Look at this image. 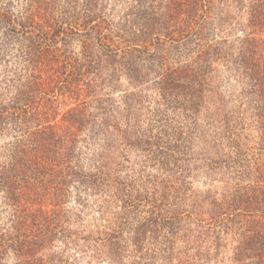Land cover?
Here are the masks:
<instances>
[{
	"label": "trees",
	"instance_id": "obj_1",
	"mask_svg": "<svg viewBox=\"0 0 264 264\" xmlns=\"http://www.w3.org/2000/svg\"><path fill=\"white\" fill-rule=\"evenodd\" d=\"M80 2L34 0L26 22L12 26L24 37L31 66L45 63L49 73L44 78L40 69V75L0 83V131L11 137L0 151V191L11 207L8 221L0 219V264L9 250L18 264H82L53 248L72 223L64 208L70 184L79 189L76 202L94 205L99 214L94 227L76 235L84 241L80 251L90 256L85 264H264V159L248 156L232 132L234 123L249 118L258 152L264 151V0H173L166 7L171 13L157 10L144 20L139 15L145 11L130 0ZM118 3L127 6L119 20L106 16L107 6ZM4 16L0 12V28ZM73 28L83 37L81 56L69 50ZM176 33L185 35L184 52L194 56L169 65L160 38ZM135 51L148 60L145 70ZM120 72L139 87L148 77L158 80L167 103L194 116L192 128L173 131V143L166 130L122 128L132 122L134 101H125L123 113L112 98L99 96ZM215 80H229L231 88L222 95ZM83 94L61 117L68 124L57 123L64 96ZM86 136L96 149L89 170L79 160L78 142L88 147ZM122 144L161 155L165 165L201 159L206 173L220 179L213 176L214 191L173 196L162 187L148 197L117 160ZM142 202L149 205L146 217L138 211ZM162 228L165 240L148 250L147 234ZM43 251L51 252L44 257Z\"/></svg>",
	"mask_w": 264,
	"mask_h": 264
},
{
	"label": "rangeland",
	"instance_id": "obj_2",
	"mask_svg": "<svg viewBox=\"0 0 264 264\" xmlns=\"http://www.w3.org/2000/svg\"><path fill=\"white\" fill-rule=\"evenodd\" d=\"M80 1L82 2L83 0ZM130 1L133 5H139V8H141L140 11H145V13L140 12L141 15H139L140 20H144L151 19L152 16L156 15V12L154 11L157 10H159L158 13L161 14H164L163 12L171 13V10L166 7L169 5V2L173 0ZM60 3L64 4V0H60ZM32 6H34V0H0V12L5 13V16L3 17V25L0 28V83H3L4 80H14L19 76L22 77V80H25V78L31 74L40 75V69H43L42 74L44 78H46L49 73V69L45 63L38 64L34 62V68L31 66V62L27 60L22 52L24 48V37L21 35L20 29L18 33L11 31L13 28L12 26H17L18 22H26L25 18L32 10ZM112 8H114V11H111ZM126 8L127 6L123 3L111 4L109 7L107 6L106 16L119 20L117 14H120L119 11ZM139 17L137 16L136 18L135 16V26L139 25ZM77 31H79L77 28H73L72 32L74 34V41L71 43L69 50L72 55L75 54V56H81L83 49L81 39L83 37L79 36ZM170 36L173 37L165 38L164 36H161L160 38V42L163 45L160 47V52L165 57L166 62L169 65H174L179 59L182 60L181 62L190 61L194 55L191 52L189 54L184 52L185 47L182 45L184 40L182 39L185 35H178L176 33L175 35ZM152 50L150 48L146 50L144 52L145 55L151 53ZM144 53L139 51L134 52V54H136L137 65H143V70L146 69L145 65L148 63V60H140V57ZM63 57L64 55H62V59ZM62 63H64V60ZM65 69L67 72L69 71L68 67H65ZM64 77H66V73L61 76L60 80ZM119 77H121L120 80L110 81L112 84L111 87L105 84L103 88H101L102 90H100L99 96L102 94V96L112 98L116 104L121 106L123 113L127 112L125 101H134V106L132 105L130 109V113L133 114L132 122L127 125L123 123L121 125L122 128L137 132H153L158 134L166 130L168 131L167 135H169V139L167 140L172 143L174 142L173 140H175L174 135H172L175 134L173 131H186L187 126L188 128H192L195 122L194 116L191 117V115H189L187 117V112L183 111L181 105L178 106L177 104L173 105L172 103H167L168 101L162 97V94L157 87L158 85L156 82L158 80H151L153 78L152 76L148 77L147 80H142L143 83L139 87L137 86L138 83L136 81L128 80V77L124 73L120 72ZM215 82L219 86L222 95L225 94L227 89L231 88V81L229 80H215ZM82 86L83 84L77 81L76 88H81ZM51 94L53 93H50L49 95ZM83 96L84 94L78 99L75 97H69L68 95L64 96L63 101L67 105L62 109L63 113L59 115L57 123H62L64 127L68 124L67 121H64L61 117L67 109L76 106ZM202 119L203 123L199 126V130L204 128V117H202ZM232 129V132L237 134L238 136L236 137L240 139L239 146L249 153L248 156L255 154V156L258 157V155H260V158L263 157L264 159V151L258 152V134L253 125H251V120L249 118L240 119L238 124H233ZM6 133V131H4V133L0 131V151L1 146L11 138L10 136H7ZM81 136L84 138L85 134L82 133ZM86 140L89 143L88 147H85L86 143L78 142L80 153L79 160L81 166L86 168V170H89L95 162L92 153L93 149H96L94 147L95 144H91V140H89L87 136ZM120 148L123 152L120 155L117 154V160L122 162V166H124L123 168L127 173V176L136 181V185L143 187L142 194L148 197L155 196L157 192H160V188L162 187L170 190L173 196L182 193V191L187 194L203 192L208 189L214 191V184L218 183H214L217 182V179L214 180L213 176L220 179V175H214L211 170L210 173L213 174V176L206 173L205 162H202L201 159H197V166L194 162L189 163V160L184 161L183 164L165 165L162 163V158H159L161 155L156 156L155 153L146 152L145 150L134 146L125 149L124 144H122ZM187 166H189L188 168L190 170L188 173H185V168ZM227 176L228 173L224 175V178H227ZM74 185L77 186V184ZM69 189L72 193L66 200L64 208L71 211L68 213V216L72 219V223L70 224L72 234L68 229V237L57 238L54 242L55 247L53 248L58 250L62 247L65 249V258L70 261L77 260L79 263L81 262L82 264H85L90 260V256L80 251L82 245H84V241L83 239L76 237V235L78 233H80V235L84 234V230H87L88 227H94L92 226V217H99V214L93 211L94 205L90 206L89 204L82 207L76 202V199L78 198L77 191H79V189L72 188V184H70ZM2 194L3 192L0 191V219L1 222H7L8 217L11 214V207L7 205L8 203L5 202L6 199H3ZM148 210L149 205L146 202L140 203L138 211L142 217L148 216ZM90 218L91 221L89 225L91 226H85V223L87 220H90ZM154 231H150L147 234L143 243L148 250L156 248L163 239L165 240V235H167L163 228L158 232L156 231L158 234ZM125 232L124 236H129V230H125ZM65 243H67V246H65ZM49 252L51 251H46V254L45 251H43L39 255L46 257ZM19 261L16 253L9 250L3 259V264H18ZM98 264L100 263L98 262Z\"/></svg>",
	"mask_w": 264,
	"mask_h": 264
}]
</instances>
